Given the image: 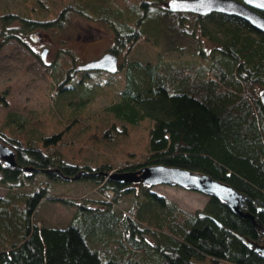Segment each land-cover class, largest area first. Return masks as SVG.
I'll list each match as a JSON object with an SVG mask.
<instances>
[{
	"label": "trees",
	"instance_id": "trees-1",
	"mask_svg": "<svg viewBox=\"0 0 264 264\" xmlns=\"http://www.w3.org/2000/svg\"><path fill=\"white\" fill-rule=\"evenodd\" d=\"M168 1L95 0L84 9L75 4L63 6L52 21L33 22L40 26L45 22L61 25L66 12L72 13L73 8L82 10L108 25L116 42L111 49L120 56L121 51L129 52L138 39L150 43V32L157 38L166 16L176 14L182 21L184 15L191 14L201 33L215 43L219 55L200 48L199 53L191 54L196 62L184 68L175 67L172 62L162 66L142 64L139 60L125 65L119 99L107 106L114 124L106 137L112 139L117 121L123 126L121 133L127 134L148 118L146 162L117 167L106 158L96 164L86 160L56 163L52 155L59 144L62 146L66 131L71 129L70 121H66L64 130L51 132L46 129V122L27 123L24 129L0 123V140L15 150L17 160L14 167L5 166L0 160V181L9 189L0 196V264H198L206 257L213 264H264V257L237 235L239 232L264 242V106L259 97V89L264 88V34L238 16L172 11ZM122 11L131 19H125ZM260 12L264 15V11ZM16 16L24 25L31 24L26 16L8 13L2 16L5 22L0 34L6 33L5 24ZM18 29L14 26L6 34L18 36ZM63 51L73 63V52ZM206 56L211 59L207 66L203 63ZM57 61L61 64L59 69L51 70L52 74L57 73L56 90L85 84L86 78L95 73L114 77L121 73L123 64L119 62L116 73L77 68L72 74L65 61L58 57ZM9 119L23 125L12 115ZM82 123L81 116L77 126L87 132ZM35 129L40 131V137L33 135ZM151 164L205 172L231 184L249 196L243 209L252 213L255 220L237 214L214 196L209 198L204 215L202 211L193 213L150 191L149 186L140 184V191L108 175L114 169L137 170ZM56 168L67 176L80 172L81 179L102 190H113L114 201L130 196L134 203L123 214L113 211L111 200L100 201L107 206L103 209L61 197L75 206V223L38 224L33 215L39 204L51 197L47 187L33 185L35 177L43 173L51 182L71 180L63 178ZM29 184L33 185L32 191L27 190ZM18 186L25 189L19 191ZM14 211L20 217L17 221Z\"/></svg>",
	"mask_w": 264,
	"mask_h": 264
},
{
	"label": "rangeland",
	"instance_id": "rangeland-1",
	"mask_svg": "<svg viewBox=\"0 0 264 264\" xmlns=\"http://www.w3.org/2000/svg\"><path fill=\"white\" fill-rule=\"evenodd\" d=\"M94 1L0 0V31H4L2 28L5 21L2 16L8 13L26 16L31 20V24L24 25V22L22 23L16 16V19L5 24L7 28L5 32L16 26L20 28L17 33L19 35L0 34V123H6L7 127L8 124H13L11 128L17 125L20 129H24L28 127L27 123L38 121L45 124L46 122L45 127L51 132V129L64 130L66 121H70L71 129L66 131L62 146L59 144L54 150L55 154L52 155L56 163L66 160L70 162L86 160L96 164L106 158L107 162H113L112 164L117 167L146 162L144 157L149 147L150 128L147 124L148 118L141 125L129 129L127 134L121 133L123 126L117 121V126L113 127L112 139L106 137L108 128L114 124L107 106L119 99L118 89L125 80L123 71L125 65L129 61L139 60L142 64L157 63L162 66L163 63L172 62L175 67L184 68L196 62L191 54L199 53L200 48L213 53L215 43L201 33L200 25L194 15H184L182 21L176 14L169 15L165 17L164 28L157 38H153L155 34L150 32L152 38L150 43L138 39L129 52L121 51L119 62L123 64L121 73L117 72L115 76L113 75L115 78L108 73H95L86 78L85 84H77L75 87L66 85L65 88L56 90L54 81L56 82L57 73L52 74L54 71L51 70L54 67L50 66H56L55 71L59 69L58 66L61 64L59 65L57 57L65 61L63 62L65 67L72 64V59L66 57L63 50L71 49L74 56L73 63L80 65L100 57L111 49L116 43L115 38L109 31L108 25L76 8L72 9V13L66 12V18H63L61 25L45 22V25L40 26L34 25L33 22L37 19L44 21L57 19L63 6L75 4L79 8H85ZM113 4L116 7L115 2ZM121 13L125 19H131L126 12ZM206 25L212 27L208 23ZM35 36L50 48L45 58H40L36 54L37 51L40 53L43 46L34 39ZM214 55L218 56V51H215ZM203 63L205 66L211 63L209 56L203 58ZM71 77L73 76L68 77L69 80ZM174 77H170V80ZM62 78L63 75L60 76V80ZM10 115L19 119L23 125H18L15 119H9ZM81 116L83 118L81 126H87V132L79 130L77 126L78 118ZM40 134L38 129L33 131L34 136L40 137ZM104 152H107L105 157ZM35 178L33 185L47 187L48 196L51 197L44 199L45 201L39 204L37 212L33 215V221L38 224L63 226L70 222L75 223V206L61 200V197L77 202L86 201L94 208L103 209L107 206L100 201L111 200L113 211L123 214L128 213V209L134 203L130 196L114 201L113 190H102L95 183L83 180L81 177L63 181L55 179L57 181L51 182L49 177L41 173ZM0 182V196L3 197L9 189L2 181ZM140 184L142 183L132 185L141 191ZM33 185L29 184L27 190L32 191ZM24 189L22 186L17 187L19 191ZM150 191L175 201L181 208L193 213L204 211L209 200L208 195L200 191L170 184L152 186ZM13 213V218L19 220L18 213L16 211ZM88 240L91 239L88 237ZM198 262V264H213L210 257Z\"/></svg>",
	"mask_w": 264,
	"mask_h": 264
},
{
	"label": "water",
	"instance_id": "water-1",
	"mask_svg": "<svg viewBox=\"0 0 264 264\" xmlns=\"http://www.w3.org/2000/svg\"><path fill=\"white\" fill-rule=\"evenodd\" d=\"M167 5L172 11H190L201 15L220 12L230 16H238L247 21L255 30L264 34V15L260 12L264 11V0H169ZM47 52L48 49L44 48L41 56L46 57ZM77 68L79 70H104L109 73H116L119 68L118 56L114 51L109 50L98 58L81 63ZM259 97L264 106V88L259 89ZM0 160L9 167H14L17 164L15 150L1 140ZM27 170L31 169L27 168ZM56 170L65 179H77L81 176L80 173L67 176L59 168ZM108 175L124 183H142L148 186L170 184L200 191L208 196L223 200L237 214L255 220L252 213L243 209L249 200L247 194L205 172L173 165L151 164L137 170L116 171ZM204 214L201 213V215ZM258 227L261 226L258 225ZM237 235L246 245L264 257V242L254 241L239 232Z\"/></svg>",
	"mask_w": 264,
	"mask_h": 264
},
{
	"label": "flooded vegetation",
	"instance_id": "flooded-vegetation-1",
	"mask_svg": "<svg viewBox=\"0 0 264 264\" xmlns=\"http://www.w3.org/2000/svg\"><path fill=\"white\" fill-rule=\"evenodd\" d=\"M36 37V36H35ZM35 40H38L39 42H40V40L41 39H38V37H36V38H34ZM39 45H42L43 47H42V49H41V51H40V53H38V51L36 52V54H39V56H40V58H41V52L43 51V49L44 48H47L48 49V52H49V47L48 46H46V45H44V43H42V42H40L39 43ZM1 48V47H0ZM109 50H111L112 51V49H109ZM108 50V51H109ZM48 52H47V54H48ZM70 52H73L71 49H70ZM107 52V51H106ZM47 54H46V56H47ZM43 58V57H42ZM74 61V60H73ZM118 61H119V54H118ZM73 64V66L72 65H69L67 68H70V73H72V74H74V72H77L75 69H77V67H78V65H75V63H72ZM49 66V65H48ZM50 67H54V69L56 68V66H50ZM72 76V75H71ZM70 79H72V78H70ZM209 198L211 197V196H208ZM245 207V206H244ZM243 207V208H244Z\"/></svg>",
	"mask_w": 264,
	"mask_h": 264
}]
</instances>
